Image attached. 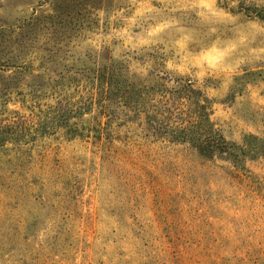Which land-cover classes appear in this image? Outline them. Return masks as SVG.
<instances>
[{"label": "rangeland", "instance_id": "obj_1", "mask_svg": "<svg viewBox=\"0 0 264 264\" xmlns=\"http://www.w3.org/2000/svg\"><path fill=\"white\" fill-rule=\"evenodd\" d=\"M248 7L264 0H0V120L33 126L0 147V264H264V157L158 139L115 88L191 81L226 141L264 139Z\"/></svg>", "mask_w": 264, "mask_h": 264}, {"label": "trees", "instance_id": "obj_2", "mask_svg": "<svg viewBox=\"0 0 264 264\" xmlns=\"http://www.w3.org/2000/svg\"><path fill=\"white\" fill-rule=\"evenodd\" d=\"M238 11L264 22V7H248ZM104 75L100 73L102 80L98 77L102 96L114 89L113 82H109L110 78L104 80ZM115 88L126 105L144 113L148 130L158 139L186 145L204 160L228 162L236 169L243 168L245 159L264 157V139L248 135L241 145L224 139L211 121L212 101L193 88L191 81H184L171 89L164 84L147 87L119 82ZM42 124V119L36 122V133ZM29 128L20 119L12 118L9 123L0 120V147L6 142L21 141L26 137V132L32 133L33 126L31 130Z\"/></svg>", "mask_w": 264, "mask_h": 264}]
</instances>
